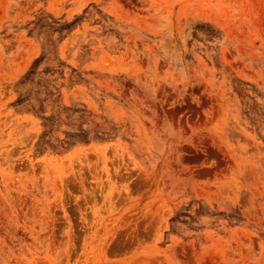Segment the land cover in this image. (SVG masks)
<instances>
[{
	"label": "rangeland",
	"instance_id": "1",
	"mask_svg": "<svg viewBox=\"0 0 264 264\" xmlns=\"http://www.w3.org/2000/svg\"><path fill=\"white\" fill-rule=\"evenodd\" d=\"M0 264H264V0H0Z\"/></svg>",
	"mask_w": 264,
	"mask_h": 264
}]
</instances>
